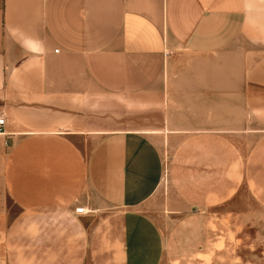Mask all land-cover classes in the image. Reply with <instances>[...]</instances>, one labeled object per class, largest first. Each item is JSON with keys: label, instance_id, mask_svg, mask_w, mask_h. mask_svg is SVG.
Masks as SVG:
<instances>
[{"label": "crops", "instance_id": "0c3cea01", "mask_svg": "<svg viewBox=\"0 0 264 264\" xmlns=\"http://www.w3.org/2000/svg\"><path fill=\"white\" fill-rule=\"evenodd\" d=\"M1 113L0 264H160L264 209V0H0Z\"/></svg>", "mask_w": 264, "mask_h": 264}, {"label": "rangeland", "instance_id": "374dc122", "mask_svg": "<svg viewBox=\"0 0 264 264\" xmlns=\"http://www.w3.org/2000/svg\"><path fill=\"white\" fill-rule=\"evenodd\" d=\"M164 163L167 174L168 157ZM167 224L160 264H264V209L244 187L230 201L187 209Z\"/></svg>", "mask_w": 264, "mask_h": 264}, {"label": "built area", "instance_id": "2783aa9c", "mask_svg": "<svg viewBox=\"0 0 264 264\" xmlns=\"http://www.w3.org/2000/svg\"><path fill=\"white\" fill-rule=\"evenodd\" d=\"M4 124H5V116H4V114L1 113L0 114V133L1 134H3V132H1V131H2V128L4 127ZM6 145H7V142H6ZM75 211L78 213H82V212H84V209L79 208V209H76Z\"/></svg>", "mask_w": 264, "mask_h": 264}]
</instances>
